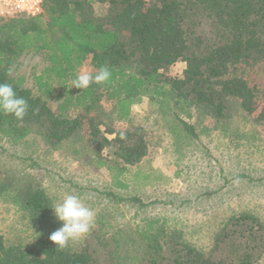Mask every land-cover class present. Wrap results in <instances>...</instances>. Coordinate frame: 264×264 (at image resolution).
Masks as SVG:
<instances>
[{
	"label": "trees",
	"instance_id": "trees-1",
	"mask_svg": "<svg viewBox=\"0 0 264 264\" xmlns=\"http://www.w3.org/2000/svg\"><path fill=\"white\" fill-rule=\"evenodd\" d=\"M96 3L105 6L104 12L96 13ZM0 19L8 20L0 25V83L11 84L29 104L23 119L0 111V133L14 142L34 132L56 148L86 122L87 138L80 137L83 150L88 148L101 159L100 165L113 169L107 153L101 155L112 147L123 164L119 169L125 171L143 159L148 142L141 125L116 129L113 122L128 120L132 105L143 96L154 99L153 94L164 93H171L174 103L194 108L188 114L200 111L216 123L227 122L236 103L256 125H264V0H43L37 16ZM23 50L41 53L46 63L33 75L35 91L24 86V75L13 71ZM88 57L91 73L107 66L110 80L85 90L72 88L78 67ZM177 61L185 63L181 78L161 73ZM103 97L114 102L106 119L101 118ZM27 181L14 188L0 174V199L20 210L31 229L21 242L0 235V264L263 261L264 219L248 209L231 211L206 251L184 239L180 230H150L152 220L131 259L121 257L118 241L103 230L60 248L49 239L57 230L53 202L43 188Z\"/></svg>",
	"mask_w": 264,
	"mask_h": 264
},
{
	"label": "rangeland",
	"instance_id": "rangeland-1",
	"mask_svg": "<svg viewBox=\"0 0 264 264\" xmlns=\"http://www.w3.org/2000/svg\"><path fill=\"white\" fill-rule=\"evenodd\" d=\"M104 7L94 5L99 14ZM7 21L0 19V25ZM45 64L41 53L23 50L13 71L24 75V86L35 91L33 75ZM184 69L185 63L177 61L161 73L181 78ZM84 71H93L90 57L77 69L78 74ZM153 95L154 99L143 96L133 104L128 120L113 122L116 129L141 125L148 142L146 155L127 170L119 169L123 164L111 153L112 147L101 155L107 153L106 162L111 161L113 169L100 165L101 159L88 148L83 150L85 122L78 134L56 148L34 132L17 142L0 133V174L14 188L31 180L47 192L53 205L67 194L78 195L95 214L94 227L81 239L108 231L123 249L121 257L128 259L138 251L150 220L154 222L150 230H180L184 239L206 251L231 211L248 209L264 219V125H256L236 103L230 109L232 117L216 123L200 111L188 114L194 108L174 103L171 93ZM100 104L101 118L106 119L114 102L103 97ZM56 105L50 102L54 111ZM107 191L111 194L105 195ZM134 197L140 202L130 200ZM61 226L56 219L57 229ZM30 234L22 212L1 198L0 235L21 242ZM258 264H264V257Z\"/></svg>",
	"mask_w": 264,
	"mask_h": 264
},
{
	"label": "clouds",
	"instance_id": "clouds-1",
	"mask_svg": "<svg viewBox=\"0 0 264 264\" xmlns=\"http://www.w3.org/2000/svg\"><path fill=\"white\" fill-rule=\"evenodd\" d=\"M111 75L107 66H101L95 73L84 71L71 81V87L85 90L92 83L103 84L109 81ZM28 109L27 100L19 96L11 84L0 83V111L23 119ZM51 208L62 226L52 232L49 239L60 248L66 247L70 241L85 237L94 227V211L85 206L78 195L67 194Z\"/></svg>",
	"mask_w": 264,
	"mask_h": 264
},
{
	"label": "built area",
	"instance_id": "built-area-1",
	"mask_svg": "<svg viewBox=\"0 0 264 264\" xmlns=\"http://www.w3.org/2000/svg\"><path fill=\"white\" fill-rule=\"evenodd\" d=\"M43 11V0H0V18L37 16Z\"/></svg>",
	"mask_w": 264,
	"mask_h": 264
}]
</instances>
